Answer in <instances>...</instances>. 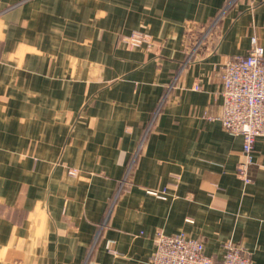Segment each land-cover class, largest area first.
I'll return each mask as SVG.
<instances>
[{"label":"crops","instance_id":"1","mask_svg":"<svg viewBox=\"0 0 264 264\" xmlns=\"http://www.w3.org/2000/svg\"><path fill=\"white\" fill-rule=\"evenodd\" d=\"M229 1L0 0V264H151L158 231L186 232L215 260L234 241L264 264V137L245 183L217 71L252 36L264 47V0L226 12L121 188L184 63L186 25ZM134 31L150 41L130 49Z\"/></svg>","mask_w":264,"mask_h":264},{"label":"built area","instance_id":"2","mask_svg":"<svg viewBox=\"0 0 264 264\" xmlns=\"http://www.w3.org/2000/svg\"><path fill=\"white\" fill-rule=\"evenodd\" d=\"M236 1L230 0L223 10L207 23L186 25L183 47L184 63L168 85L167 92L155 110L122 180L121 188L128 181L129 173L145 137L165 99L176 85L178 77L187 64L198 60L206 45H210L218 36L223 16ZM121 40L130 49L150 41L149 36L140 31L123 36ZM217 71L223 81L222 113L219 120L226 132L239 135L243 139L242 158L238 163L237 170L238 176L245 183H249L251 182L249 169L255 163V143L259 137H264V47L259 43L258 37H251L247 53L228 58L218 65ZM194 89H201V85L195 83ZM149 192L160 199L167 197L165 190H150ZM104 225L105 223L102 227ZM151 264H253V262L250 252L242 244L234 241H227L221 260H215L206 252L203 241L191 237L186 232L167 234L158 231L155 236V250L151 256Z\"/></svg>","mask_w":264,"mask_h":264},{"label":"rangeland","instance_id":"3","mask_svg":"<svg viewBox=\"0 0 264 264\" xmlns=\"http://www.w3.org/2000/svg\"><path fill=\"white\" fill-rule=\"evenodd\" d=\"M122 39V38H121ZM122 41V40H121ZM156 236V235H155ZM197 239V238H196Z\"/></svg>","mask_w":264,"mask_h":264}]
</instances>
